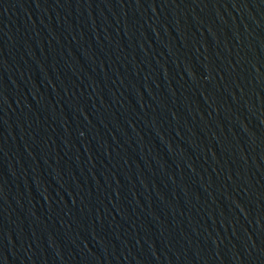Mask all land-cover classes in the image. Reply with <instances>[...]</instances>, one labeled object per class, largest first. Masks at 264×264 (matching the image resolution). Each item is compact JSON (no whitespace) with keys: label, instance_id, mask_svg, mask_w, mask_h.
Masks as SVG:
<instances>
[{"label":"water","instance_id":"95a60500","mask_svg":"<svg viewBox=\"0 0 264 264\" xmlns=\"http://www.w3.org/2000/svg\"><path fill=\"white\" fill-rule=\"evenodd\" d=\"M16 264H264V0H73Z\"/></svg>","mask_w":264,"mask_h":264}]
</instances>
